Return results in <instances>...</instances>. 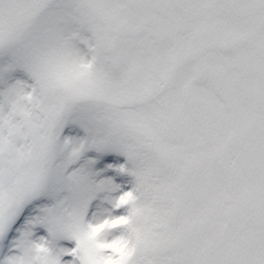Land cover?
Returning a JSON list of instances; mask_svg holds the SVG:
<instances>
[{"label": "snow or ice", "instance_id": "1", "mask_svg": "<svg viewBox=\"0 0 264 264\" xmlns=\"http://www.w3.org/2000/svg\"><path fill=\"white\" fill-rule=\"evenodd\" d=\"M0 264H264V0H0Z\"/></svg>", "mask_w": 264, "mask_h": 264}, {"label": "clouds", "instance_id": "2", "mask_svg": "<svg viewBox=\"0 0 264 264\" xmlns=\"http://www.w3.org/2000/svg\"><path fill=\"white\" fill-rule=\"evenodd\" d=\"M129 186L132 196L122 205L123 215L127 223L122 226L120 236L135 244L142 236L152 230V226L144 219L143 213L155 185L131 177Z\"/></svg>", "mask_w": 264, "mask_h": 264}, {"label": "rangeland", "instance_id": "3", "mask_svg": "<svg viewBox=\"0 0 264 264\" xmlns=\"http://www.w3.org/2000/svg\"><path fill=\"white\" fill-rule=\"evenodd\" d=\"M120 161H121V163H123L124 162V158L121 157L120 158ZM127 180L130 181L131 180V177H127ZM108 211H112L110 207L108 208ZM112 214L113 215H123L124 214V209H120L118 211H114V212H112ZM120 233H121V230H117L114 233H110L109 236H108V238L109 239H114V238L118 237L120 235Z\"/></svg>", "mask_w": 264, "mask_h": 264}]
</instances>
